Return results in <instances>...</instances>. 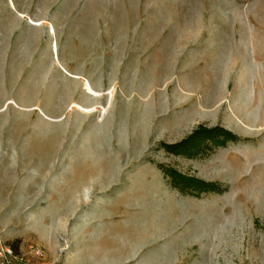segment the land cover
Here are the masks:
<instances>
[{"label":"rangeland","instance_id":"1","mask_svg":"<svg viewBox=\"0 0 264 264\" xmlns=\"http://www.w3.org/2000/svg\"><path fill=\"white\" fill-rule=\"evenodd\" d=\"M0 233L49 264H264V0H0Z\"/></svg>","mask_w":264,"mask_h":264},{"label":"trees","instance_id":"2","mask_svg":"<svg viewBox=\"0 0 264 264\" xmlns=\"http://www.w3.org/2000/svg\"><path fill=\"white\" fill-rule=\"evenodd\" d=\"M226 137V138H232V135H230L228 132L221 130L219 128L210 130V131H198L195 132L193 137L186 141L183 142L180 145L172 146V147H167L168 150H171L172 152L177 153V149L180 151V153H184L185 151H196L197 148L199 147L200 144H204V141L206 139H209V141L213 144H218V145H223V142L220 141L219 137ZM187 149V150H186ZM170 175L172 177V180L175 184H180L183 188H194L198 190L199 192H205V191H216V187L214 185H208L203 182L197 181V180H192L189 178H185L180 176L179 174H176L174 172H170Z\"/></svg>","mask_w":264,"mask_h":264},{"label":"built area","instance_id":"3","mask_svg":"<svg viewBox=\"0 0 264 264\" xmlns=\"http://www.w3.org/2000/svg\"><path fill=\"white\" fill-rule=\"evenodd\" d=\"M0 264H49L38 246H28L25 252L7 244L0 233Z\"/></svg>","mask_w":264,"mask_h":264},{"label":"bare ground","instance_id":"4","mask_svg":"<svg viewBox=\"0 0 264 264\" xmlns=\"http://www.w3.org/2000/svg\"><path fill=\"white\" fill-rule=\"evenodd\" d=\"M80 203H81V202H80ZM80 203H79V204H80ZM83 203H84V202H83ZM77 205H78V204H77Z\"/></svg>","mask_w":264,"mask_h":264}]
</instances>
